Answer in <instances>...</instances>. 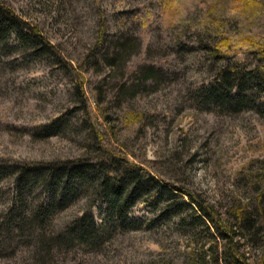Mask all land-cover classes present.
Instances as JSON below:
<instances>
[{"label": "rangeland", "instance_id": "obj_1", "mask_svg": "<svg viewBox=\"0 0 264 264\" xmlns=\"http://www.w3.org/2000/svg\"><path fill=\"white\" fill-rule=\"evenodd\" d=\"M0 1L38 26L67 61L59 67L30 49L10 50L13 38L5 48L0 43V164L95 162L109 150L216 200L223 212L251 204L256 230L241 233V250L250 264H264V115L229 113L201 101L204 87L217 79V65L203 49L218 36L214 27L264 42V0H170L169 14H163L164 0ZM121 42L130 45L126 52ZM145 70L154 77L146 78ZM11 185L0 181V215L15 206ZM73 193L66 209L49 214L57 232L62 224L79 227L92 195ZM29 199L45 204L53 194L34 189ZM100 205L97 199L93 212ZM130 216L146 220L145 204L137 203ZM169 221L158 213L138 229L118 228L92 250L55 254V260L148 264L159 257L188 264L195 245L187 238H168L163 249L155 243ZM26 241L0 249V264H35Z\"/></svg>", "mask_w": 264, "mask_h": 264}, {"label": "trees", "instance_id": "obj_2", "mask_svg": "<svg viewBox=\"0 0 264 264\" xmlns=\"http://www.w3.org/2000/svg\"><path fill=\"white\" fill-rule=\"evenodd\" d=\"M169 1L164 0L163 14L172 12ZM214 29L218 36L207 39L203 49L217 65V79L204 87L201 101L229 113L252 110L264 115V42L247 36H225L221 34L220 25ZM11 38L16 45L10 50L16 47L30 49L34 55L49 57L59 67L67 63L38 26L30 24L21 14L0 1V43L3 48L7 47L6 42ZM120 47L126 52L130 45L121 42ZM142 74L146 78L154 77L151 70ZM103 151L102 159L95 162L36 160L1 163L0 181H11L15 206L9 205L0 215V249H11V246L14 249L18 240L27 239L26 243L33 248L35 264L57 263L55 254L92 250L113 238L118 228L138 229L160 213L170 216L160 238L155 240L160 249L168 238L185 237L196 246L192 248L191 256L186 258L188 264H250L241 250V233L246 230L250 236V231L256 230L255 211H252L251 204H238L231 212H223L216 200H210L183 184L163 180L116 153ZM261 181L264 184V180ZM86 186L87 190L81 191V187ZM22 188L27 192V198L19 191ZM34 189L49 190L53 199L45 204L31 205L29 198ZM75 189L92 194L85 210L77 218L79 227L62 224L57 232L50 225L51 221H47L49 214L66 209L68 200L77 195L73 193ZM97 199H101L104 207L100 205L97 212H93ZM139 202L146 206V220L130 216L132 208ZM16 209L17 214L9 218ZM76 258L70 256L69 262ZM170 260L172 258L157 257L148 264H165L164 261ZM69 262L60 261L57 264Z\"/></svg>", "mask_w": 264, "mask_h": 264}]
</instances>
